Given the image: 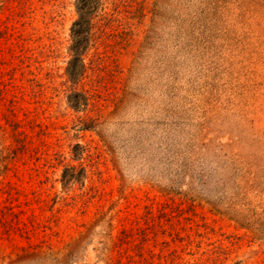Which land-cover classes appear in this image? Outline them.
I'll return each instance as SVG.
<instances>
[{"label":"rangeland","instance_id":"374dc122","mask_svg":"<svg viewBox=\"0 0 264 264\" xmlns=\"http://www.w3.org/2000/svg\"><path fill=\"white\" fill-rule=\"evenodd\" d=\"M0 264H264V0H0Z\"/></svg>","mask_w":264,"mask_h":264},{"label":"trees","instance_id":"16d2710c","mask_svg":"<svg viewBox=\"0 0 264 264\" xmlns=\"http://www.w3.org/2000/svg\"><path fill=\"white\" fill-rule=\"evenodd\" d=\"M88 14H83L81 15L80 20L76 23L75 27H79V29L76 32V36H75V40H76V45L79 48L83 42L85 37H83V34L85 33V31L88 28V31L90 30V27H92V21L91 19L88 17ZM75 55H79V52L75 53Z\"/></svg>","mask_w":264,"mask_h":264}]
</instances>
